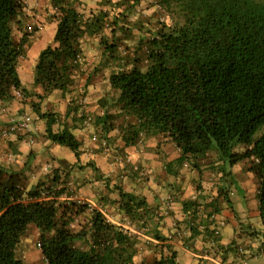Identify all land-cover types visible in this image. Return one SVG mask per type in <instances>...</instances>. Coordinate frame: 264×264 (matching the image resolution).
<instances>
[{"label":"trees","instance_id":"trees-1","mask_svg":"<svg viewBox=\"0 0 264 264\" xmlns=\"http://www.w3.org/2000/svg\"><path fill=\"white\" fill-rule=\"evenodd\" d=\"M156 1L163 7L178 6L183 22L166 31L157 30L144 40L143 60L124 56L120 59L125 66L109 75V86L117 92L118 112L131 122L121 139L130 144L140 132L161 134L179 150L182 163L185 158L202 159L213 152L221 162L216 167L223 176L226 162L231 167L249 161L247 171L258 184L257 212L264 230V0ZM49 2L55 31L52 44L39 52L34 64L33 85L41 94H30L17 72L27 36L15 41L12 29L22 3L0 0V102L12 100L15 92L33 95L38 102L54 90L62 95L72 93L83 74L82 39L109 27L106 11L85 15L71 0ZM111 23L113 33L128 32V28L117 26L116 20ZM117 39L104 45L105 53L114 58ZM32 110L46 119V138L78 157L80 140L65 126L52 131L54 113H41L37 103L32 104ZM80 118L88 120L84 114ZM61 183L56 171L50 185L41 182L26 190L16 174L0 167V264H23L15 251L29 226L39 232L40 253L47 264H133L136 236L111 224L87 204L58 202L66 191ZM115 189L119 191L118 206L130 223L149 228L152 211L145 199ZM89 209L88 228L71 232L72 216ZM217 213L212 208L196 228L190 217L187 226L191 235H198L197 227H202L217 239L222 225ZM152 230L156 243L149 241V245L157 253L149 264H179L165 238ZM262 238L264 244V231ZM86 239V250L75 248V242ZM227 247L237 251L241 245Z\"/></svg>","mask_w":264,"mask_h":264},{"label":"crops","instance_id":"crops-1","mask_svg":"<svg viewBox=\"0 0 264 264\" xmlns=\"http://www.w3.org/2000/svg\"><path fill=\"white\" fill-rule=\"evenodd\" d=\"M51 26L50 40H48L49 38H45L43 34H40L35 40L29 41L30 45H27L28 47L26 46L25 56L27 58L28 56L30 57L32 66H34L39 52L48 44H52L55 25L52 24ZM38 41L39 43L37 44L36 42ZM92 88L98 89L97 85L92 86ZM77 89L76 87L72 93H65L63 95L60 91L54 90L42 101L48 100L50 103L47 108L54 113L52 116L55 118V123L51 126L53 132H59L65 126L76 139L84 140V131L82 130H85V128L83 125L88 124L86 127L92 125L91 129L94 128L98 132L104 131L106 127L104 126L105 120L102 116L95 118L93 121L90 117L88 120L82 121L83 119L80 118L81 113L78 114L77 108L74 109L72 107L73 102L72 98H70L71 96L75 98ZM32 93L41 94V89L33 85ZM93 108L97 110L96 106ZM40 112L45 113L43 111ZM65 115L67 116L65 117ZM28 116L30 120L22 129H17V125L19 124L16 125V122L18 120L12 119L13 116L10 119L6 116L3 119V123H0V155L4 154L1 159H4L6 164L20 161L22 167H28L29 170L32 169L30 173H33L36 181L41 177L51 179L56 171L60 180L67 181L73 178L78 183L75 186L72 183V189L83 194L84 200H86L89 207L95 206L97 203L98 206H103L104 209L109 207V212L115 211L114 213L117 218L122 215L126 217L118 206L119 191L114 187L116 192L112 193V190L108 192V183L112 182V180L114 181L115 176L108 179L107 170L109 172L110 160H108L107 156L103 155L98 148H95L96 154H90L89 159L85 158L87 155L83 153V145L80 142L78 157H75L74 153L68 148L54 144L46 138L45 118H39L35 113ZM116 117L122 118L120 115ZM59 119H62V125H59ZM124 119L127 120V128L131 122L127 116ZM113 130L114 128L108 131V134L116 131ZM122 133L124 134V131L121 132L120 137H122ZM138 137L134 143L124 144L123 141L120 142L121 149L126 154V157L130 159L133 168H136V170L129 172L132 169H128L129 166H123L122 163L116 167V170H118L120 175L118 179L123 187L121 190L144 198L149 210L152 211L151 217L153 221L150 219L148 223V225L150 224V229L148 227L141 229L140 224H138L139 227L137 229L131 227V229L125 228L124 230L133 233L137 236V239L142 237L156 243V240L150 235L153 231L152 229L155 228V231L165 238L164 243L175 251L176 260L179 264H237L243 257L264 261V248L262 245L263 251L258 256L256 254H240L236 249L227 247L228 245H243L248 248L254 247L258 243L255 241V238L250 236L251 229L249 228L251 227L249 226L248 231L245 228L240 229L239 227L242 225L237 224L236 221L240 216L245 215L247 217L246 215H249L247 213L248 210L239 206L238 213L230 211L228 205H226L227 202L224 201L223 194H221V187L226 186L228 182L226 177L236 176L235 172L238 170L237 176L245 179L244 186L250 189L252 197L246 204L247 201L245 196H243V202L258 217L256 187L250 188L251 182L257 183L251 172L246 171L244 173L242 168L237 169L233 166L230 171L225 170L223 176L220 172L212 170L221 164L220 161L206 162V165H202L201 168L204 170L209 168V170L207 175L205 173L207 170L203 171L204 177L202 178L198 169H188L187 165L181 162L179 150L175 148L167 137L161 134L145 135L143 132L138 133ZM225 167L226 165L224 169ZM68 170H73L70 175ZM195 178H200L203 181L204 191H210L211 198L204 199L200 195H192L191 187ZM197 190L201 191L202 188L198 186ZM189 196H193L196 199L194 204H190L191 198ZM67 199L73 201L71 196H68ZM110 199L114 202L113 205L108 206L111 202ZM212 206L217 207L218 213L216 214V218L222 223L220 235L217 239H212L209 232L203 231L202 227H197L198 235H191L187 226L189 218H194L195 223L192 226L196 228L197 223L201 221L200 218L204 219L205 215H208L207 211L211 210ZM95 209L99 210L104 216L102 210ZM193 211L197 213L192 215ZM223 249H227L228 251L221 252Z\"/></svg>","mask_w":264,"mask_h":264},{"label":"rangeland","instance_id":"rangeland-1","mask_svg":"<svg viewBox=\"0 0 264 264\" xmlns=\"http://www.w3.org/2000/svg\"><path fill=\"white\" fill-rule=\"evenodd\" d=\"M71 1L77 8V10L82 14L89 15L90 11L96 12L97 10H103L108 13L109 17V27L104 28L98 35H89L85 36L82 39L81 45L84 50V61L81 70L83 74L79 75L78 81L76 83V87H78V89L74 96L75 98H73V96H71L70 98H72L73 102L72 107H74V109L77 108L78 114H84L86 115L85 117H90L92 121L95 118L101 116L105 120L104 126L106 127V130L104 129V131L101 132H98L94 128V130L91 129L92 125L86 127L88 124H82L85 128V130H82L84 131V140L80 139V142H82L83 145V153L87 155V157L85 158L89 159L90 154H96L95 148H98L99 151L102 152L103 155L107 156L108 160H110L109 172L107 170L108 179L112 176H115V178L114 181L112 180L113 183H108L109 191H107L110 192L112 190L113 193L116 192L114 190V187H120V189L123 188L121 186L120 180L118 179L120 175L118 170H116V167L120 163H122L123 165L129 166L128 169H132L129 170V172H133V164L131 163V165H129V162H125L126 154L120 147V142L122 141L120 137L121 132L124 131L125 134V132L127 131V120L124 119V117H126L124 113H118L119 105L117 102V92L110 88L108 83V77L112 72H116L121 67L125 66V61L121 60L124 56L131 57L132 55H136L139 60H143L145 54L144 40L149 39L159 29L163 28V30L166 31V28H175L181 25L183 19L181 15V10L178 6L172 5L170 7H163L156 0H138L136 2H134L133 0ZM21 3V12L16 17V21L14 22L12 28L15 41H19L21 36L24 34H26L27 36L28 46L30 45L29 41L35 40L40 34H43L45 38H49L48 40H50L52 32L51 25L54 24V20L52 19L54 11L50 6L49 0H21ZM114 20L117 21V26H123L125 29L128 28L129 33L122 32L121 30H117L115 33H113L111 22H113ZM42 30L43 32L40 33ZM113 38H118L116 40L117 51L113 54L115 58L112 57L111 54L105 53L104 50L105 43L107 45L110 44L113 41ZM36 43L38 44L39 41ZM25 53L26 46L24 48V53L19 60L17 72L19 74V79L21 81L22 86L26 90H28L30 94H33L32 77H34V66H32L33 64H31L32 62L30 57L28 56L27 58L25 56ZM96 85L98 87L97 90L92 88V86ZM86 86L88 87L86 88ZM34 103L38 104L40 111L52 113V111L47 108L50 103L48 100L38 102V99L33 95L26 97L21 96L20 94L15 92L14 98L12 100L8 102H0V123H3V119L6 116H8L7 118L9 119L13 116L12 119L19 120V118H23L25 115L34 114L32 110V104ZM94 106H96L97 110L93 108ZM101 112L103 113L100 114ZM117 115L122 116V118L116 117ZM66 116L67 115H65V117ZM61 120L62 119H59L58 121L59 125H62ZM86 128L87 130H91L87 131ZM113 128V131H116L108 134V131L112 130ZM261 132L262 130L258 132L254 138L258 137ZM93 135L97 137L96 143H92V141L90 140L91 136ZM102 142L106 143L107 149H104L101 146ZM237 149L239 148H236V150ZM3 156L4 154L2 153L0 155V167L8 174H16V176L19 178L21 184L25 187L26 190L34 188L39 182H45L46 185H50V178L47 179L46 177H41L36 181V177L33 176V173H30L32 169L29 170L28 167H22L20 161H13L9 164H6V161L4 159H1L3 158ZM183 160L185 165H187L188 169H198L201 173L202 178L204 177L203 171L207 170L205 171L207 175L209 170V168H206L205 170L202 169V165H206V162L218 161L216 155L213 152L208 153V155L202 159L194 160L190 157L185 158ZM248 164L249 161L245 160L242 162H238L234 166L237 169L242 168V171H244L245 173L247 171ZM224 165H226V167L225 169L223 167V170L226 171H230V169L233 167H230L227 162ZM212 170L214 172H218V167H214ZM72 171L68 170L69 175ZM237 171L235 172L236 176L232 175L226 177V180H228V182L226 186L221 187V194H223L224 201L227 202L226 205H228V209L230 211L238 213L240 209L239 206L243 209L248 210L247 213L249 215H246L247 217H245V215L240 216L236 219V221L237 224L242 225L241 227H239L240 229L245 228V230L248 231V228L250 226V236L255 238V241L258 243L256 246H251L248 248L241 245V252L245 255L256 254L258 256V254L260 255L263 251L261 245L264 248L262 238V233L264 230L259 221V218L257 217V214H255L254 211L248 208V206L246 205L252 198L250 194V189L244 186L246 181L243 177L239 178V176H237ZM72 183L75 186L78 182H76V180L73 178L67 180L66 182L62 180L61 186H64V188H66V191L57 199V201L70 202L67 197L71 196L72 200L77 204L88 205L86 200H84L83 194H80L79 192L72 189ZM257 185L258 184L251 182L250 188L252 189L255 186L257 191ZM198 186L202 188L201 191L197 190ZM56 188H60V186H56ZM224 189L225 191H223ZM72 191H74V193H72ZM191 191L193 193V196L200 195L204 199L212 197L210 191H204L203 181L200 180V178L194 179ZM193 196H189L191 198L190 204H194L196 201ZM243 196H245V199L247 201L246 204H244L243 202ZM110 201L111 202L108 206L113 205L114 201L111 199ZM91 207L102 210L104 212L105 218L111 224L119 226L123 229H131V227L137 229V227H139V225L136 223H130L129 219H127L123 215L117 218L114 213L115 211L109 212V207H107V209H104L103 206L100 207L97 205V203L95 204V206ZM212 208L217 209L216 206H212L209 212L212 211ZM196 213V211H193V214ZM72 217L73 218L71 219L69 224V230L71 232L76 233L80 230H86L88 228L90 220V210H86L83 213H80L79 215H74ZM38 240L39 232L34 226H29L24 236L20 240V243L16 247V258L21 260L23 264H47L40 253V249H38L35 245ZM149 241L150 240H147L142 237L137 239V253L133 257V264H149L152 258L156 256L157 252L156 250L151 248V246L149 245ZM74 245L75 248H78L80 250H86L88 247V241L87 239L80 240L75 242ZM246 259L251 261L252 264H264V261L260 259H251L248 257Z\"/></svg>","mask_w":264,"mask_h":264},{"label":"built area","instance_id":"built-area-1","mask_svg":"<svg viewBox=\"0 0 264 264\" xmlns=\"http://www.w3.org/2000/svg\"><path fill=\"white\" fill-rule=\"evenodd\" d=\"M30 119H29V116L28 115H25L23 118H19V120L16 122V125L17 124H19V125H17V129H22V127H24L25 125H27L28 124V121H29ZM90 140L92 141V143H96L97 142V137L95 136V135H93V136H91V138H90ZM101 146L104 148V149H107V145H106V143L105 142H102L101 143ZM125 162H129L130 163V159L128 158V157H126L125 156ZM166 209H167V207H166ZM165 209V210H166ZM36 247L38 248V249H40V244H39V242H37L36 243ZM241 247H239L238 249H237V252L238 253H240V254H243L242 252H241ZM237 264H252L249 260H247L246 258H241V260L240 261H238L237 262Z\"/></svg>","mask_w":264,"mask_h":264},{"label":"clouds","instance_id":"clouds-1","mask_svg":"<svg viewBox=\"0 0 264 264\" xmlns=\"http://www.w3.org/2000/svg\"><path fill=\"white\" fill-rule=\"evenodd\" d=\"M37 243V242H36ZM36 245V244H35Z\"/></svg>","mask_w":264,"mask_h":264}]
</instances>
